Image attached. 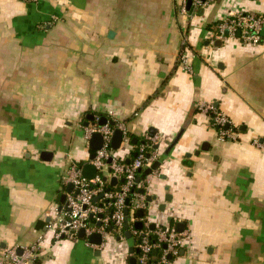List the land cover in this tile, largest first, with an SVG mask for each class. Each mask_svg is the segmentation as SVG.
I'll list each match as a JSON object with an SVG mask.
<instances>
[{"label":"crops","instance_id":"obj_1","mask_svg":"<svg viewBox=\"0 0 264 264\" xmlns=\"http://www.w3.org/2000/svg\"><path fill=\"white\" fill-rule=\"evenodd\" d=\"M180 1L0 0V256L54 220L71 163L90 162L87 116L112 110L137 141L156 132L161 165L143 218L184 223L171 264H264V38L210 42L229 14H264V0L192 14ZM185 36L192 71L180 64ZM202 102L227 114L235 140L220 139ZM115 237L97 245L48 231L36 262L130 264L136 240Z\"/></svg>","mask_w":264,"mask_h":264},{"label":"built area","instance_id":"obj_2","mask_svg":"<svg viewBox=\"0 0 264 264\" xmlns=\"http://www.w3.org/2000/svg\"><path fill=\"white\" fill-rule=\"evenodd\" d=\"M214 1L192 0V6L189 10L187 8L188 0H181L179 7L181 13L192 14V9L195 11ZM263 31L264 14L254 11L231 13L219 23L217 33L210 42L216 46L218 41L236 38L256 45L262 42L264 38ZM187 44L188 39L185 36L179 59L184 69L192 71L190 56L187 53ZM200 110L208 113L210 121L217 129L221 140L230 141L237 138V127L227 114L203 102L200 103ZM107 117L108 122L106 124H99L100 116H97L93 123L84 126V136L88 143H90L94 133H100L103 136L102 147L94 151L95 157L90 160L97 169V175L93 178H86L82 174V165L72 162L65 176V183H73L74 190L67 192L66 200L60 208L55 207L54 220L45 225L44 231L31 244L21 249L17 246L5 247L3 254L0 256V264H35L48 231H52L57 239L62 237L75 239L79 237L78 232L80 229L84 228L85 238L88 241L91 234L98 232L102 235V243L104 244V241L112 233L109 227L112 223L114 227L119 229L120 238L126 237L124 233L126 231V229L124 230L125 210L129 209L126 201L129 199V202H133L129 215L131 211L135 212L147 207L148 178L150 174L140 182H137V178L140 175V169L144 170L146 167L151 166L159 159V154L155 148L147 154V149L155 143V138H153L154 136L145 137L144 139L147 142L142 143L138 147L135 158L126 163L127 149L132 147L127 122L116 117L112 110L108 112ZM111 120L115 121V125L110 124ZM116 129L123 132L122 143L118 149L112 147L113 134ZM256 142L258 143V141ZM121 149L122 152L116 154ZM104 177H107V179L105 180ZM113 177L119 180L116 186L110 183ZM122 178L123 181H121ZM140 189H143V192H140ZM109 208H113L111 214L106 213ZM91 218L95 222L92 223ZM141 221L147 229H137L131 217L129 218L131 237L136 240L139 249L136 255L137 264H171L172 259L169 258V255L174 257L179 254L185 243L187 232L184 230L179 231L174 225L160 226L156 227L153 232L157 239L152 240V231L149 229L150 221H146L143 217Z\"/></svg>","mask_w":264,"mask_h":264},{"label":"water","instance_id":"obj_3","mask_svg":"<svg viewBox=\"0 0 264 264\" xmlns=\"http://www.w3.org/2000/svg\"><path fill=\"white\" fill-rule=\"evenodd\" d=\"M191 6H192V0H188V7L187 8L190 10ZM263 35H264V31H263ZM221 42L222 41H218L217 45L220 46ZM89 120L94 121L95 120V115L89 114L87 116V121L85 122L86 125L89 124ZM107 122H108V117L107 116H104V115L100 116L99 124H106ZM110 124L111 125H115V121L111 120ZM155 134H156V132L154 131V129L150 128L149 129V135L151 137H153ZM122 139H123L122 130L116 129L114 134H113L112 147L114 149H118L120 147L121 143H122ZM103 142H104L103 136L100 133H94L92 135L91 140H90V144H89L90 145V150L92 151V153H91V155L89 157L90 160L94 159V157H95L94 151L100 149L102 147V145H103ZM133 143H137V138L133 139ZM155 147H158V145H155ZM203 148L205 149V147H203ZM196 153H198V151ZM109 161H111V159H109ZM130 161H131V158H127L126 159V163H129ZM160 165H161V161L156 160L151 166L147 167L146 169H144V170L140 169V175L137 178V182H140L141 180H144L147 175L151 174L153 172V170H156L157 168H159ZM82 174L86 178H93V177H95L97 175V169H96V167H95V165L93 163L87 162L82 167ZM104 179L106 180L107 177H104ZM123 180L124 179L122 178L121 181H123ZM118 182H119V180L116 177H113L111 179V181H110L111 185H117ZM73 190H74V184L73 183H69L67 185V192H71ZM140 192H143V189H140ZM76 193H77V190H76ZM66 197H67V193L62 194V196H61L62 204L65 202ZM154 198H155V196H152V195H149L147 197L148 205H149V203L152 202V200ZM96 200H97V198H96ZM126 204L127 205L129 204V199H127ZM125 213H126V222H125L126 232H125V234L129 238V237H131V232L129 230V218H130V215H129V209L128 208L125 210ZM137 214H138L139 217H142L143 214H144L143 209H139L137 211ZM98 224L100 225V223H98ZM134 225H135V227L137 229H141L143 227V221H136ZM155 227H156V224H154V223H152L150 225L151 229H154ZM112 228L113 227H111L110 229H112ZM183 228H184V223H179L178 224V230L182 231ZM78 235H79L80 238H84L85 237V229L84 228L80 229V231L78 232ZM89 241L94 243V244L100 245L103 242V238H102V235L100 233L96 232V233H93V234L90 235ZM130 252L131 253L134 252L133 247L130 248ZM137 252H139V249H137ZM181 253L182 254L184 253L183 249L181 250ZM169 258L173 259V256L169 255ZM129 262H130V264H137V257L133 255L130 258Z\"/></svg>","mask_w":264,"mask_h":264},{"label":"trees","instance_id":"obj_4","mask_svg":"<svg viewBox=\"0 0 264 264\" xmlns=\"http://www.w3.org/2000/svg\"><path fill=\"white\" fill-rule=\"evenodd\" d=\"M217 29H218V26H217ZM262 41H263V40H262ZM128 135H129V137H130L132 147L134 146L133 152H132V154H131V160H133V159L135 158V156H136V152H137V150H138V147H139L142 143H146L147 140L144 139V138H140V137H138V141H137V143L134 144V143H133V139H134L135 137H137V136H136L135 134H133L132 132H130V131H129ZM153 150H154V144H152V147H150V148L147 149V154H149V153H150L151 151H153ZM99 203H100V201H99ZM128 205H129V210H130V209L132 208V206H133V202L130 201ZM112 211H113V208H109V209L106 210V213L111 214ZM137 211H138V210H136L135 213H136V215L138 216ZM143 211H144V214H143L142 217L145 216L146 209H143ZM90 221H91L92 223L95 222L94 219H92V218L90 219ZM109 227H110V228L113 227L112 229H110L111 232H112L113 234L115 233L116 235H119V229H118L117 227H114L112 223L109 225ZM141 229H147V228H146V227L144 226V224H143V227H142ZM149 229H151L150 226H149ZM155 229H156V227H155L154 229H151V231H152V234H151L152 240H156V239H157L156 235L153 233V232L155 231ZM124 230H125V228H124ZM125 232H126V231H124V233H125ZM131 238H132V237H130V239H131ZM155 257H156V255H155ZM35 264H37L36 261H35Z\"/></svg>","mask_w":264,"mask_h":264},{"label":"rangeland","instance_id":"obj_5","mask_svg":"<svg viewBox=\"0 0 264 264\" xmlns=\"http://www.w3.org/2000/svg\"><path fill=\"white\" fill-rule=\"evenodd\" d=\"M120 152H122V149L121 150H119V151H117V153L116 154H118V153H120ZM115 233L114 234H112V236H110L109 238H107V242L108 243H112V242H114L115 240H116V237H115ZM132 240H128V239H124L123 241H120V242H122V243H124V245H125V247H121L122 249H125V253L127 254V250H128V242H131ZM117 250H120V245L118 244V246H117ZM117 250H115V251H117ZM126 261H128V257L126 256Z\"/></svg>","mask_w":264,"mask_h":264}]
</instances>
